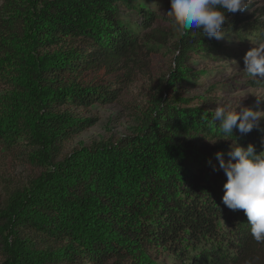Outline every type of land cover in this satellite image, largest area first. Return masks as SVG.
Returning <instances> with one entry per match:
<instances>
[{"label": "trees", "instance_id": "obj_1", "mask_svg": "<svg viewBox=\"0 0 264 264\" xmlns=\"http://www.w3.org/2000/svg\"><path fill=\"white\" fill-rule=\"evenodd\" d=\"M119 1L0 4V144L31 172L0 181V264H264L243 210L222 203L227 178L202 141L217 134L212 113L173 102L180 71L149 93L132 134L66 149L91 125L76 110L114 102L156 45L174 39L183 66L215 41L179 37L172 20L151 27L146 10L137 28L118 21ZM93 6L96 24L81 15ZM238 13L227 34L264 36V8L248 22ZM239 136L264 151V130Z\"/></svg>", "mask_w": 264, "mask_h": 264}, {"label": "rangeland", "instance_id": "obj_2", "mask_svg": "<svg viewBox=\"0 0 264 264\" xmlns=\"http://www.w3.org/2000/svg\"><path fill=\"white\" fill-rule=\"evenodd\" d=\"M3 0H0V4ZM116 5L118 21L131 25H138V15L149 11L155 18L151 27H170L171 17L165 16L169 10V0H122ZM85 9L81 13L82 20L96 24L100 21L101 10ZM109 8V6H106ZM264 8V0H253L250 10L239 12L243 22L253 21L260 16ZM228 18L232 15L227 16ZM264 17V16H261ZM147 29L142 30V32ZM235 36L228 33L224 39L197 44L192 50L185 52L183 66H178L175 57L179 51L174 48V39L163 45H156V51L146 58V70H137L135 75L120 85L117 99L108 104L93 103L87 108L77 109V113L90 119L91 125L80 134L73 136L65 143L66 149L87 146L100 140H114L122 135H129L136 128L141 111L145 108L149 93L157 89L158 83L170 82V79L180 71L181 85L172 90L174 103H185L188 107H198L212 113L216 106H226L228 110L239 111V105L264 110V99L257 104V97L264 96V82H254L244 70L243 57L245 53L264 43V36ZM217 134L207 139L202 136L203 143L224 153V159L229 157L231 140L219 139L220 134L215 126L207 128ZM260 130H264V120L260 123ZM204 133H207L205 130ZM211 133V132H210ZM237 143L243 147L238 132L233 133ZM217 139L215 143H211ZM216 159V157H215ZM31 176V172L19 163V159L9 155L0 144V181L14 179L24 182Z\"/></svg>", "mask_w": 264, "mask_h": 264}, {"label": "clouds", "instance_id": "obj_3", "mask_svg": "<svg viewBox=\"0 0 264 264\" xmlns=\"http://www.w3.org/2000/svg\"><path fill=\"white\" fill-rule=\"evenodd\" d=\"M170 7L165 16L172 18V27L179 37L190 31L217 41L227 35L224 24L226 13L235 14L250 10L253 0H169ZM244 72L254 82H264V43L249 49L244 57ZM257 97V104L264 96ZM239 111L216 106L210 124L217 127L219 139L231 140L229 159L217 152L216 160L223 170L226 181L223 184L222 203L232 211L243 210L252 239L264 243V151L257 152L252 144L246 148L237 143L233 133L245 135L254 128L260 130L264 110L258 107L238 106ZM217 139L210 141L215 143ZM215 170V169H214Z\"/></svg>", "mask_w": 264, "mask_h": 264}]
</instances>
